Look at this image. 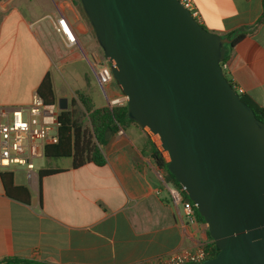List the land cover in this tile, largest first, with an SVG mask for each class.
<instances>
[{"label": "crops", "instance_id": "1", "mask_svg": "<svg viewBox=\"0 0 264 264\" xmlns=\"http://www.w3.org/2000/svg\"><path fill=\"white\" fill-rule=\"evenodd\" d=\"M193 2L209 31L225 38L244 32L225 49V73L249 104L264 107V0ZM58 18L72 27L73 45L55 30ZM93 56L101 60L103 53L77 0L0 1V106L29 105L45 74L57 111L60 101L68 108L77 90L95 108L122 98L114 80L99 85ZM147 137V130L130 124L106 138L103 165L73 168L71 158H56L53 166L23 167L28 183L10 168L30 201L9 197L0 178V264L10 257L45 264H139L209 242L205 222L172 202L171 185L144 154ZM42 169L62 171L40 177Z\"/></svg>", "mask_w": 264, "mask_h": 264}, {"label": "water", "instance_id": "2", "mask_svg": "<svg viewBox=\"0 0 264 264\" xmlns=\"http://www.w3.org/2000/svg\"><path fill=\"white\" fill-rule=\"evenodd\" d=\"M78 1L128 117L168 153L219 250L198 264H264V124L221 67L231 40L178 0Z\"/></svg>", "mask_w": 264, "mask_h": 264}, {"label": "trees", "instance_id": "3", "mask_svg": "<svg viewBox=\"0 0 264 264\" xmlns=\"http://www.w3.org/2000/svg\"><path fill=\"white\" fill-rule=\"evenodd\" d=\"M77 2L80 5L78 0ZM243 35V31H236L226 35L231 41L230 44H224V48L227 49L232 47ZM226 57L227 56L224 55L221 63L226 61ZM224 74L227 78L225 71ZM229 82L232 84L231 80H229ZM36 94L42 99L45 105L53 106L55 104L49 74H45L42 78L37 87ZM75 94L76 97L71 100L70 107L66 110H60L57 115L58 142L45 145L43 156L46 158H71L73 168H78L90 162L96 165H103L105 163V158L101 151V147L107 141L106 133H114L130 124L139 125L128 117L126 104L112 107L107 105L95 108L84 92L77 90ZM239 95L250 107L256 119L264 124V107L251 105L242 94ZM144 154L154 161L166 183L170 184L172 187L181 189V184L166 167V159L161 150L149 137H147V146L144 149ZM61 171L60 169H42L39 174L40 177H43ZM0 178L4 190L9 197L23 203H29L30 193L28 188L24 185H15L13 182V173L11 171H2L0 173ZM182 195L185 202H188L192 206L195 219L204 222L203 217L197 211L193 202L188 198L186 191H182ZM209 240V242L204 244V248L208 252L207 260L214 258L219 252L210 235ZM5 263L45 264L15 257L6 258Z\"/></svg>", "mask_w": 264, "mask_h": 264}, {"label": "built area", "instance_id": "4", "mask_svg": "<svg viewBox=\"0 0 264 264\" xmlns=\"http://www.w3.org/2000/svg\"><path fill=\"white\" fill-rule=\"evenodd\" d=\"M189 11L191 16L200 23L198 10L193 0H178ZM55 30L62 35L68 45L75 43L72 27L65 18H58ZM95 75L100 86L113 81L111 65L103 55L101 60L93 56ZM223 71L227 64L221 63ZM238 94L242 89H235ZM127 97L116 98L109 101V106L126 104ZM59 111L55 105H45L42 99L35 94L32 102L27 106H0V169L9 170L13 166H21L27 170L34 168V160L43 157L44 147L47 144L58 142ZM172 202L180 205L187 215H193L192 206L183 199L181 189L169 188ZM208 252L204 245L194 249H183L172 252L153 262L139 264H198L207 260Z\"/></svg>", "mask_w": 264, "mask_h": 264}, {"label": "rangeland", "instance_id": "5", "mask_svg": "<svg viewBox=\"0 0 264 264\" xmlns=\"http://www.w3.org/2000/svg\"><path fill=\"white\" fill-rule=\"evenodd\" d=\"M80 8H81V6H80ZM60 88H61V86H60ZM97 92H99L101 94L102 91L100 89H97ZM101 102L104 103V99H101V101L99 103H101ZM97 104H98V102H97V99H96L95 100V105H97ZM56 106L57 105H55V109H56ZM69 107H70V104L68 105V108ZM148 132L150 133V136H151L150 138L155 142V144L157 145V147L161 150V152H162L163 156L165 157L166 161L169 160L168 153L166 151H164V148L159 144V142L156 140L155 136H153V134L150 131H148ZM57 162H59V161H57L56 158H46V157L43 156V157L36 158L34 160V167L37 170L40 167L53 166V165L57 164ZM22 168L23 167H21V166H13V167H11V169L14 170L15 176H16V178L19 181H23L24 183H28V178L26 177L25 173L23 171H20V170H22Z\"/></svg>", "mask_w": 264, "mask_h": 264}]
</instances>
